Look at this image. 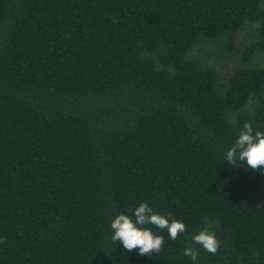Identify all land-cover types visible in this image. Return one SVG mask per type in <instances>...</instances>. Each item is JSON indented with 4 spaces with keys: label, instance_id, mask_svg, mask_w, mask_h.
<instances>
[{
    "label": "trees",
    "instance_id": "1",
    "mask_svg": "<svg viewBox=\"0 0 264 264\" xmlns=\"http://www.w3.org/2000/svg\"><path fill=\"white\" fill-rule=\"evenodd\" d=\"M262 1L0 0V264H192L205 227L198 264H264V174L223 158L264 131ZM201 41L238 64L190 59ZM143 201L188 229L153 228L152 257L111 240Z\"/></svg>",
    "mask_w": 264,
    "mask_h": 264
},
{
    "label": "clouds",
    "instance_id": "2",
    "mask_svg": "<svg viewBox=\"0 0 264 264\" xmlns=\"http://www.w3.org/2000/svg\"><path fill=\"white\" fill-rule=\"evenodd\" d=\"M223 158L234 168L245 166L252 172L264 174V131L255 129L251 122H244L236 139L225 148ZM110 227L113 242L122 244L128 253L136 252L148 257L158 255L165 244L164 236L155 233L153 228L166 231L172 241L188 231L181 219L154 210L146 201L140 202L131 215H117ZM191 241V245L182 249L181 255L189 258L192 264H198L199 248L215 255L220 246L215 232L208 227L192 234ZM0 243H6V240H0Z\"/></svg>",
    "mask_w": 264,
    "mask_h": 264
},
{
    "label": "rangeland",
    "instance_id": "3",
    "mask_svg": "<svg viewBox=\"0 0 264 264\" xmlns=\"http://www.w3.org/2000/svg\"><path fill=\"white\" fill-rule=\"evenodd\" d=\"M262 5L264 8V0L262 1ZM257 27L258 24L248 23L237 37L238 44L243 46L248 43L252 38V32ZM188 57L198 61L202 66L216 68L222 77L228 74L238 64V57L219 52L215 43L210 41H201L197 43L190 51ZM253 66L264 68V54L256 57Z\"/></svg>",
    "mask_w": 264,
    "mask_h": 264
}]
</instances>
